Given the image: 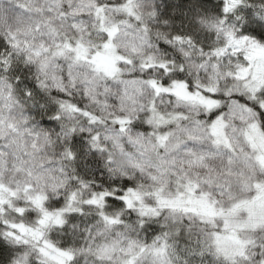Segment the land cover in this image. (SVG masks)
Masks as SVG:
<instances>
[{"label":"rangeland","instance_id":"374dc122","mask_svg":"<svg viewBox=\"0 0 264 264\" xmlns=\"http://www.w3.org/2000/svg\"><path fill=\"white\" fill-rule=\"evenodd\" d=\"M120 1L124 2L121 6L108 10L93 0H0L3 179L29 188L33 203L39 206L46 197L57 203L67 190V179L62 167L55 164L57 154L53 149L68 137L74 109H68L67 114L47 109L39 97L20 88L19 80L12 75L17 66L27 75L41 78L47 93L61 94L84 105L97 104L103 98L105 117L115 119L121 131L106 130L99 138L102 149L114 146L109 161L129 169H146L162 185L167 183L163 171L183 178L200 194V198L187 201L186 214L208 220L218 210L228 214L229 227L206 240L210 249L200 243L195 251L185 253L159 241L142 253L137 251L135 261L129 259L136 252L133 242L119 237L103 245L100 235L90 232L76 240V246L92 260L76 263L73 241L67 249L59 250L45 240L44 227L52 223L50 214L42 215L31 229H17L14 242L27 244L30 256L39 264H115L121 259L127 264H233L236 259L251 263L252 255L260 254L259 246H248L239 232L250 230L253 224L264 226V135L257 117L237 100L230 103L225 115L203 128L195 117L219 106L203 93L179 84L165 89L155 81L121 80L130 75L127 62L132 57L155 58L157 65L171 62L170 56L155 55L152 43L136 29L133 19L128 20L148 12L150 0H140L139 4L135 0ZM222 1L229 15L242 0ZM252 15L264 27V13ZM245 24L238 28L227 17L213 16L199 21L192 36L158 35L175 46L195 77V87L211 94L222 91L227 96H242L264 110V44L241 33ZM163 92L180 102L163 98ZM154 95L161 98L153 104ZM153 106L159 112L168 110V116L152 118ZM175 112L189 118L175 117ZM48 115L60 119L61 126L50 125V131L42 132L39 123ZM138 116L150 129L146 134L129 127ZM156 127L167 130L170 142L153 164L154 137L149 133ZM137 202L143 210L146 208L143 202ZM126 256L130 257L123 258ZM260 257L258 264H264V255ZM16 264L29 263L22 259Z\"/></svg>","mask_w":264,"mask_h":264},{"label":"trees","instance_id":"16d2710c","mask_svg":"<svg viewBox=\"0 0 264 264\" xmlns=\"http://www.w3.org/2000/svg\"><path fill=\"white\" fill-rule=\"evenodd\" d=\"M1 1L6 3L5 0ZM93 1L108 10L124 3L120 0ZM139 2L141 1L135 0V4ZM262 8H264V0H242L233 14L227 15L222 0H150L148 12L139 13L138 18L129 17L128 20L130 22L133 19L136 29L152 43L155 55L170 56L171 63L157 65L155 58L141 60L132 57L127 62L130 75L121 80L155 81L165 89L179 84L191 91L203 93L206 98L219 104L216 109L202 110L204 112L195 117L203 128H207L210 123L225 115L230 103L238 100L257 117L260 131L264 135V110L242 96H227L222 91L211 94L195 87V77L184 59L176 53L175 46L158 35L163 32L168 35L192 36L197 31L199 21L213 16L227 17L238 28L245 21L241 33L264 44V27L256 22L252 15L254 12L263 14ZM26 72L25 69L16 66L12 74L14 79L19 80L17 83L21 89L39 97L40 103L54 113L67 114L68 109H74V119L69 124L68 137L62 146L55 144L56 148L53 149L57 154L54 155L55 164L62 167L67 179V190L57 203L46 197L40 206L36 205L32 201L34 196L29 188L3 179V170L0 166V264H16L22 259L29 264H39L30 256L28 245L21 241L14 242L13 235L18 234L17 229L35 227L41 216L46 214L52 216V223L48 222L44 227L45 240L59 250L67 249L73 241L72 245L75 249L72 255L76 263L86 258L85 254L78 252L76 240H80L81 236L90 232L98 233L99 241L103 245L111 244L119 237L133 242L136 244V252L134 251L131 257L123 258L130 257L129 259L135 261L137 251L142 253L159 241H164L176 250L184 252L195 251L200 243H205L209 248L210 245L206 244L208 243L206 240L221 235L220 233L225 232V228L229 227L227 223L231 219L227 217L228 214L218 213V210L214 211L217 215L208 220L206 218L199 220L186 214L187 201L192 197L200 198V194L196 193L195 189H192L193 186L183 178L163 171L167 183L162 185L146 169H129L120 162L114 165L109 161L114 146L110 145L102 149L99 138L106 130L118 134L121 131L115 119L105 117L102 109L105 102L103 98L98 99L97 104L84 105L61 94L47 93L43 89L42 79L33 78ZM60 75L64 77V72ZM152 97L153 104L161 98L158 95ZM163 98L180 102L173 95L164 92ZM261 100L264 101V96ZM150 112L153 114L152 118H166L169 114L168 110L165 112L155 110L154 106ZM179 116L189 118L184 113L175 112V117ZM51 117L48 115L46 119L40 121L42 132L48 129L50 131V125L61 126L60 119H51ZM177 120L180 121L179 118ZM143 121V117L138 116L136 120L131 121L129 127L133 131L146 134L150 129L146 128ZM79 129L82 131L80 132ZM86 129L90 130L85 131ZM166 134L167 130L160 131L159 127L149 133L150 137H154L155 150L152 158L150 157L153 164L167 151L165 146L169 144L170 137H166ZM137 200L146 206L144 210L138 206ZM253 225L255 226L250 230L240 231L239 236L247 240L248 246H259L257 252L260 254L252 255L251 263H242V259H236L233 264H258L260 256L264 255V226ZM220 229L222 232L219 231ZM244 251L247 249L244 248ZM89 260L92 259L88 257L85 259V261ZM127 263L128 261L124 259L115 262V264Z\"/></svg>","mask_w":264,"mask_h":264}]
</instances>
